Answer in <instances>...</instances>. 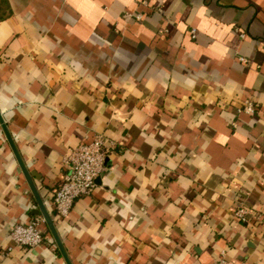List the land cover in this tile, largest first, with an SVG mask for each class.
Instances as JSON below:
<instances>
[{"label": "crops", "instance_id": "obj_1", "mask_svg": "<svg viewBox=\"0 0 264 264\" xmlns=\"http://www.w3.org/2000/svg\"><path fill=\"white\" fill-rule=\"evenodd\" d=\"M0 115L28 173L0 125V264H67L45 222L10 240L43 211L70 264H264V0H0ZM97 135L60 218L62 159Z\"/></svg>", "mask_w": 264, "mask_h": 264}, {"label": "built area", "instance_id": "obj_2", "mask_svg": "<svg viewBox=\"0 0 264 264\" xmlns=\"http://www.w3.org/2000/svg\"><path fill=\"white\" fill-rule=\"evenodd\" d=\"M127 20L141 21L140 13L125 12ZM195 30L191 35L195 37ZM245 62L244 59H240ZM254 114L255 108L250 102H245L239 112ZM111 147L110 142L101 135H97L90 143L80 144L72 148L63 157L64 173L59 186L52 192V204L58 217H66L75 200L90 195L95 187L96 179L105 170V160ZM244 211L240 208L235 212L237 218H242ZM44 219H36L26 224H16L10 232V240L19 247L33 249L43 242L41 230ZM214 264H235L224 256L217 258Z\"/></svg>", "mask_w": 264, "mask_h": 264}, {"label": "water", "instance_id": "obj_3", "mask_svg": "<svg viewBox=\"0 0 264 264\" xmlns=\"http://www.w3.org/2000/svg\"><path fill=\"white\" fill-rule=\"evenodd\" d=\"M0 125H1V128H2L3 132H4V135H5L6 139H7L8 143H9V145H10V148H11V150H12V152H13L15 158H16V161H17L18 166H19V172H22L25 175V177L28 178V173H27V171H26V169H25V167H24V165H23V163H22V161H21V159H20V157H19V155H18V153L16 151V148H15V146L13 144L12 138H11V136H10L8 130H7L6 124L4 123L1 115H0ZM32 175L34 176V174H32ZM43 217H44L45 223L47 224L49 230L51 231V233H52V235H53V237H54V239L56 241V244L58 245V247H59L64 259L66 260L67 264H70L68 259H67V257H66V255L64 254V252L62 250L61 244H60V242L58 240V237H57V235L55 233L52 221H51L49 216L44 211H43Z\"/></svg>", "mask_w": 264, "mask_h": 264}]
</instances>
